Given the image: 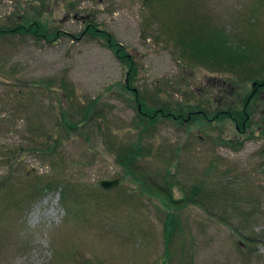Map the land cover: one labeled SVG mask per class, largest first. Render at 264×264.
<instances>
[{
  "label": "rangeland",
  "instance_id": "rangeland-1",
  "mask_svg": "<svg viewBox=\"0 0 264 264\" xmlns=\"http://www.w3.org/2000/svg\"><path fill=\"white\" fill-rule=\"evenodd\" d=\"M25 22L47 24L52 41L0 36V264H264V107L246 134L227 118L167 119L140 138L134 92L150 109L211 110L224 88L243 108L264 78V0H0V30ZM89 108L68 132L64 119ZM140 140L151 175L179 176L178 200L216 163L199 203L180 211L184 249L174 237L167 251L162 201L117 161Z\"/></svg>",
  "mask_w": 264,
  "mask_h": 264
},
{
  "label": "trees",
  "instance_id": "trees-1",
  "mask_svg": "<svg viewBox=\"0 0 264 264\" xmlns=\"http://www.w3.org/2000/svg\"><path fill=\"white\" fill-rule=\"evenodd\" d=\"M27 22H25L22 25H19L17 27L9 29H2L0 30V36H4L7 34H32L34 37L37 38H43V39H51L49 34V26L47 24H41V22H34L30 23L29 25H26ZM93 26H90L85 31L86 33H91L92 35H99V28L96 30H93ZM84 32V33H85ZM57 37V34L56 36ZM55 40V39H53ZM52 41V39H51ZM113 40L110 39L109 47L111 49L116 48V55L118 58L122 61L124 58V48L119 43L111 42ZM184 45V44H183ZM186 50V45H184V52ZM194 56V55H193ZM234 56V55H233ZM196 57V56H194ZM237 57H242L246 61L249 62L251 59H246L247 56L238 54ZM236 54L234 56L235 59H237ZM198 58V57H196ZM233 60L232 62H234ZM231 62V65L235 66ZM136 63H131L130 65V72L128 75V82L129 85L133 81V77H135L137 73ZM264 67H260L259 70H263ZM64 87V86H62ZM211 91V90H210ZM135 92L136 101L139 105V113L141 116V120H143V125L140 123L139 128L141 130L140 132V138L143 135V133L147 132L146 130L149 128H152L156 126L159 120H167L172 119L175 122H177V125L184 126L186 123H190L191 121H203L205 124H213L216 121H222L223 119L227 118L233 121V123L236 124L237 129L242 131V134H246L248 131V128L251 127L252 123V117L253 113L258 110L260 111V108L264 107V99L259 98L256 93L264 92V78L261 80H257L253 84L252 88V94L249 96V98L246 100L243 108L241 107V104L234 100L235 97V91H227L226 89L219 88V91L213 92L214 96L210 98V102L213 103L214 107L211 110H207L205 106L203 105H195V104H188V106H185L184 104H179L178 106L174 107L172 104L164 103L160 107H155L154 109H150L147 103L142 99L139 92ZM240 104V105H239ZM217 107V108H216ZM92 109H81L80 114H83L82 120L78 123H73L70 119L66 118L64 119V127L68 129V132L70 130L76 129L77 127L85 125L87 120L90 119V113ZM179 123V124H178ZM261 131L262 135L264 136V124H262ZM246 130V131H244ZM242 138H245L243 136ZM238 145L234 143L233 140H221L220 144L229 145V147L234 148L235 150H239L240 147L243 145V141L238 140ZM148 149H145L143 147L142 141L140 140L136 145L129 147L122 148L121 152H119L117 156L118 163L123 166L127 170V174L132 176L134 179V182L137 185H140L143 188V195H149L153 199H159L161 204L163 205L165 212V242H166V249L169 251L171 249V242L174 239V237L179 238V243L181 249H184L186 247L185 243V231L183 230V222L182 218L180 216V211L188 207L190 204H198L199 203V195L203 191V185L205 181H208L210 171L213 170L216 167V163H214L204 174L207 179L203 180L201 182L196 183L193 185L188 192L184 189V196L181 199H176L174 196V188L180 184L178 181V175H175L173 173L172 169H169L163 176V182H160L157 175L161 177L163 174L162 171H159L155 175H151L148 169V164H146L145 160L148 161L149 155L146 154ZM150 152V151H148ZM141 175L139 177L138 175ZM57 180L53 181L50 184H46L45 189L46 190H53L52 187L55 189L57 187ZM38 193H41V183L38 185ZM61 187L63 189V203L66 204L69 198L67 199L66 192L67 188L71 189L73 187L70 183H63L61 184ZM64 188H66L64 190ZM74 188V187H73ZM74 190V189H73ZM77 197V196H76Z\"/></svg>",
  "mask_w": 264,
  "mask_h": 264
},
{
  "label": "water",
  "instance_id": "water-1",
  "mask_svg": "<svg viewBox=\"0 0 264 264\" xmlns=\"http://www.w3.org/2000/svg\"><path fill=\"white\" fill-rule=\"evenodd\" d=\"M119 180L108 181L105 180L101 183L102 187L106 190H111L119 185Z\"/></svg>",
  "mask_w": 264,
  "mask_h": 264
}]
</instances>
